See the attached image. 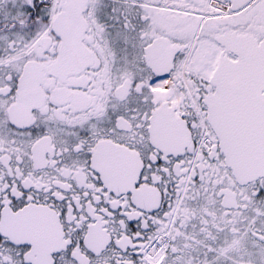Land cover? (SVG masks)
<instances>
[{
    "label": "snow or ice",
    "instance_id": "1",
    "mask_svg": "<svg viewBox=\"0 0 264 264\" xmlns=\"http://www.w3.org/2000/svg\"><path fill=\"white\" fill-rule=\"evenodd\" d=\"M0 264H264V0H0Z\"/></svg>",
    "mask_w": 264,
    "mask_h": 264
}]
</instances>
